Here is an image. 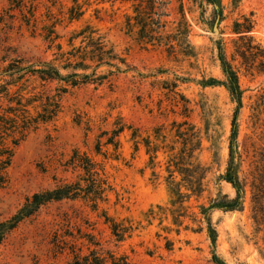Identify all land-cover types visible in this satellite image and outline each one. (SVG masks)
<instances>
[{"label":"rangeland","instance_id":"1","mask_svg":"<svg viewBox=\"0 0 264 264\" xmlns=\"http://www.w3.org/2000/svg\"><path fill=\"white\" fill-rule=\"evenodd\" d=\"M218 1L224 12L220 24L215 7L205 0H153L155 9L147 19L136 17L131 1L89 0L83 7L84 16L72 23L68 0H37L39 20H47L49 8L60 21L57 31L62 38L58 42L64 52L73 49L69 45L73 32L90 25L121 59V72L103 66L96 71L107 75L102 83L70 89L61 97L59 89L64 82L43 84L26 77L18 84L25 88L26 98L32 96L28 92L56 97L61 112L15 149L8 180L0 185V221L12 217L33 194L55 188L59 180L74 181L76 173L64 170L78 149L105 165L113 191L101 208L119 221L129 220L137 229L116 249L112 242L106 243L110 241L108 228L83 202H51L8 235L0 247V264H67L73 256L69 249L57 247L59 235H68L66 239L72 243V236L88 233L102 240L105 247L128 256L131 264H214L206 231L182 227L178 232L165 210L171 208L169 146H176L177 151L182 146L173 145L175 121L193 126L201 140L196 156L207 169L205 191L186 204L188 214L198 215L200 206H209L213 199L232 200L237 195L224 180L231 160L230 136L237 103L222 85L225 76L219 44L236 70L242 90L233 158L243 195L241 209L212 213L218 232L216 253L226 264H264V66L260 64L263 57H259L264 55V0H241L237 5L234 0ZM8 5L9 0H0V16ZM147 7L146 3L142 6ZM247 19L254 22L252 31L236 34L235 23ZM20 25L19 20L14 25L0 23V71L18 58L27 64L53 62L59 66L57 50L49 49L42 31L34 37ZM83 40L79 37L72 44L85 48L88 44ZM92 73L93 69L88 71ZM39 104L29 107L33 116L41 111ZM119 117L137 130L139 150L126 132L121 136L122 159L105 160L95 152L97 139L102 132H111ZM145 141L164 148L154 167ZM253 208L259 210L258 224ZM150 210L156 214L148 218ZM184 224L197 227L192 217L185 218ZM88 252L83 248V254Z\"/></svg>","mask_w":264,"mask_h":264},{"label":"trees","instance_id":"2","mask_svg":"<svg viewBox=\"0 0 264 264\" xmlns=\"http://www.w3.org/2000/svg\"><path fill=\"white\" fill-rule=\"evenodd\" d=\"M71 6L68 8L69 23L79 21L85 14L83 7L89 0H68ZM99 3L110 2L112 4L121 2H134V10L137 18H149L153 13L155 6L153 0H98ZM207 3L215 7L216 18L219 24L223 21L224 12L221 2L218 0H205ZM233 4L237 5L241 0H234ZM146 3L149 7L143 9ZM153 3V4H152ZM39 9L37 0H9L8 7L0 16V23L14 25L16 20L21 23V28L31 32L32 36H36L38 31L43 39L49 44V49L57 50V59L60 65L56 66L53 62H38L36 64H27L24 59L18 58L12 60L8 66L0 71V185L8 180V170L13 163L15 149L32 133L39 130L41 125H47L53 122L61 112L60 101L56 97L49 94H33L26 98L24 94L25 88L18 87V84L26 77H34L43 84L54 82H64L66 85L61 87V94H66L70 89L85 85L102 83L107 75L96 74V71L103 66L115 68L117 72H121L118 62L121 59L115 54L114 49L110 48L106 42L97 37L96 30L88 25L80 31H74L69 40V45L73 47L72 51L64 52L63 44L58 42L62 37L57 31L59 26L58 20L54 19L51 10L46 13L47 20H39L36 13ZM99 12V10H96ZM19 13V14H17ZM44 21H48L45 23ZM42 23V27L40 24ZM254 22L247 19L245 23L236 22L234 32L236 34H246L252 31ZM79 37H83V42L87 41L85 48H76L73 41ZM260 64L264 66V55ZM219 59L225 76L222 85L228 90L232 98L237 103V107L232 120L230 150L231 160L229 167L224 176V180L232 185L236 190V198L230 200L228 198H216L211 200L209 206L201 205L198 215H189L187 203L193 197L200 198L205 191L204 180L207 175V169L199 162L196 152L200 150L201 140L193 126L187 122H173L175 141L173 145L181 143V147L169 146L168 153H171L167 161V171L169 174L168 187L171 194V208L161 210L168 211L172 216V223L180 232L183 227L185 230L206 231L213 248L214 264H226L216 253L218 243V232L212 220L214 210L235 211L241 209L243 185L240 178L236 174L235 162L233 158L234 148L237 146L239 135V116L242 108V90L239 83V77L223 52L221 44H219ZM93 69L92 74L88 71ZM63 71H67L66 74ZM113 74V71H109ZM18 87L17 90H14ZM39 102L41 111L33 116L29 107ZM130 132V138L135 143V150H139L140 142L136 141L139 137L137 130L133 126L124 122L119 117L114 123V129L104 131L98 136L95 146V152L98 156H102L105 160L122 159V142L121 136ZM147 152L150 154L151 165H155L154 161L160 151V146L152 147L149 142L145 141ZM104 148L110 150L104 151ZM167 149V148H166ZM65 172L76 173L74 181L59 180L53 189L37 192L26 200L23 206L9 219L0 221V247L5 242L8 235L18 226L31 218L42 206L51 202H60L63 200L81 201L88 206L92 212L97 213V219L110 231V241L116 249L121 244L131 239L136 231V227L129 220L119 221L111 216L106 209L101 206L109 201V194L113 191L110 178L107 175L104 163L96 162L86 152L78 149L73 151L69 161L65 164ZM178 177L180 178L178 180ZM256 186L253 185V190ZM254 193V201H256V191ZM262 193V186L259 181V195ZM258 208H253L254 219L256 223L260 222ZM156 213L150 210L147 217H154ZM192 217L197 227H191L184 224V219ZM260 225V224H259ZM57 239V247L66 250L69 249L73 258L67 264H131L128 256L120 254L118 251L105 247L102 240L96 238L93 234H84L74 237L72 243L68 242L65 235H59ZM80 246L78 248V244ZM169 248L171 241L168 240ZM83 248L88 249V254H83Z\"/></svg>","mask_w":264,"mask_h":264}]
</instances>
